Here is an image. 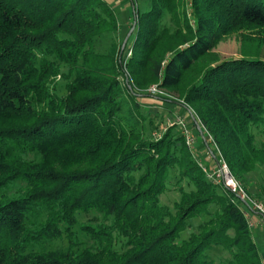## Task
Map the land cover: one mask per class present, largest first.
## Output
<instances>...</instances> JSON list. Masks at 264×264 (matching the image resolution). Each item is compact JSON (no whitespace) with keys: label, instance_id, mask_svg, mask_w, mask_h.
Instances as JSON below:
<instances>
[{"label":"trees","instance_id":"1","mask_svg":"<svg viewBox=\"0 0 264 264\" xmlns=\"http://www.w3.org/2000/svg\"><path fill=\"white\" fill-rule=\"evenodd\" d=\"M130 1L123 34L107 0H0V264H264V0ZM239 31L240 55L213 51ZM170 104L244 199L166 126Z\"/></svg>","mask_w":264,"mask_h":264},{"label":"rangeland","instance_id":"2","mask_svg":"<svg viewBox=\"0 0 264 264\" xmlns=\"http://www.w3.org/2000/svg\"><path fill=\"white\" fill-rule=\"evenodd\" d=\"M107 1L115 9V14L117 17L119 29L121 33L124 34L125 31L127 30V24L132 17L133 8L135 7L134 4L131 5L130 0H107ZM135 2L136 4H138L139 8L141 9H146L147 6L150 4V0H135ZM128 31L126 32V34L128 33ZM242 33H248V32L239 31V32H233V33L226 35L225 37L222 38V40H220V42L216 45L213 51L216 54H218L220 57H232V56L240 55L241 50H242L241 45H245V41H243L242 39L243 38ZM249 34L252 35L253 33L250 32ZM260 53L264 55V46L262 47ZM129 55H130V51L127 52V57H129ZM160 93L162 92L160 91ZM162 94L166 95L165 93H162ZM157 101L159 104L160 100H157ZM142 102L152 104L153 107H151V110L153 112H157L158 109L161 108V107L158 108L159 106L158 107L156 106L157 103L154 102V99L152 98L144 99L142 100ZM163 103L166 104V102H163ZM169 106L173 111L167 112L166 109H162V114L165 115V117H167L168 121L170 122L177 121L178 118H183V120L186 123V127L191 131L194 137V144L192 148H190L193 154L199 159L200 163L205 165L207 172L217 173V168H218L217 163L215 164L214 162L211 161L210 156H208V154L206 153V150L204 149V147L202 146V144L196 137L197 132H198L197 129L189 126L188 111L177 105L170 104ZM263 142H264V134L259 133V135L256 136V143L259 145ZM250 178H253L258 184L264 183V166H261L259 170L253 173ZM236 181L239 183L241 189L243 190V185L240 183V181L238 180ZM177 194L178 193L175 190H169L168 192H166L165 194L161 196V199H162L161 201L167 204H171V202L177 198ZM241 205H242V208L247 209L245 204L241 203ZM249 214L253 215L254 213H249ZM250 215H249V223L251 225V233H252L255 243L257 244L260 250L261 255L264 257V221L262 220L261 217L257 216L256 214H254L255 216H250ZM90 217H91L90 215L80 214L78 216V219L81 223H84ZM76 230H78V227L76 228ZM78 238L80 241L85 242L86 244L91 243V241L84 234H81L79 231H78ZM50 246L51 247H57V246L65 247L66 243L64 241H54V242L48 243V247ZM216 256H218V260H220L221 262L225 261L227 257L226 254L220 253V252H217Z\"/></svg>","mask_w":264,"mask_h":264},{"label":"built area","instance_id":"3","mask_svg":"<svg viewBox=\"0 0 264 264\" xmlns=\"http://www.w3.org/2000/svg\"><path fill=\"white\" fill-rule=\"evenodd\" d=\"M150 90L152 93H160L159 89L153 85L150 87ZM166 126L167 125H172V124H177V126L180 129L181 134L183 135L184 139H185V143L189 148H192L193 144H194V137L193 134L191 133V131L186 127V123L183 120V118H178L177 121L174 122H170L167 120L166 122ZM160 134L158 132H154L153 136H159ZM208 142L212 143L213 140L211 138V136L208 137L207 139ZM209 155V152H206ZM202 166V164H200ZM217 173L216 172H207L206 169L203 167V170L205 172H207V175L209 178H212L214 181L218 182V181H223V183L229 187L230 189H232L233 191H238L240 193V197L242 199H244L246 197V194L244 193V191L241 189L239 183L233 178V176L231 175L227 165L224 163V161L219 160V162L217 163ZM215 177V178H214ZM253 204V208L261 213L264 216V203L262 202H257L254 201L252 202ZM264 220V217H263Z\"/></svg>","mask_w":264,"mask_h":264},{"label":"water","instance_id":"4","mask_svg":"<svg viewBox=\"0 0 264 264\" xmlns=\"http://www.w3.org/2000/svg\"><path fill=\"white\" fill-rule=\"evenodd\" d=\"M132 5H133V4H132ZM134 27H135V22H133L131 28L129 29L128 33H127L126 36L124 37V39H123V41H122V45H121V50H123V48L125 47V44H126V42H127V39H128L129 36L131 35V33H132ZM189 114L191 115V118L193 119V122H194V124H195V126H196L197 131L199 132L200 135H202L201 128H200V125H199L198 121H197L194 117H192V114H191L190 111H189Z\"/></svg>","mask_w":264,"mask_h":264},{"label":"crops","instance_id":"5","mask_svg":"<svg viewBox=\"0 0 264 264\" xmlns=\"http://www.w3.org/2000/svg\"><path fill=\"white\" fill-rule=\"evenodd\" d=\"M250 216H255V215L254 214L253 215L251 214Z\"/></svg>","mask_w":264,"mask_h":264}]
</instances>
